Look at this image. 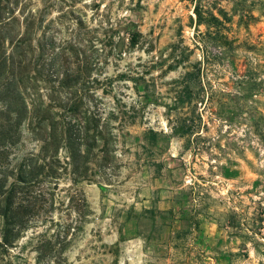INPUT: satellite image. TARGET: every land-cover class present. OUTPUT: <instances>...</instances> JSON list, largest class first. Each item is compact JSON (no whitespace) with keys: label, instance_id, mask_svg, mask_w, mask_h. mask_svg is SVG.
<instances>
[{"label":"rangeland","instance_id":"374dc122","mask_svg":"<svg viewBox=\"0 0 264 264\" xmlns=\"http://www.w3.org/2000/svg\"><path fill=\"white\" fill-rule=\"evenodd\" d=\"M57 1L35 38L76 44L60 72L99 81L118 169L35 188L0 264H264V0H197L209 25L191 0Z\"/></svg>","mask_w":264,"mask_h":264},{"label":"trees","instance_id":"16d2710c","mask_svg":"<svg viewBox=\"0 0 264 264\" xmlns=\"http://www.w3.org/2000/svg\"><path fill=\"white\" fill-rule=\"evenodd\" d=\"M41 1L39 8L33 0H0V257L39 215L42 194L35 188L57 189L63 178L71 186L99 180L111 185L118 169L110 127L117 112L100 108L99 81L81 67L60 72L66 53L80 56L73 52L76 44L60 49L44 34L35 38L47 8ZM191 1L197 24L220 23L212 14L207 20L197 0ZM184 123L181 136L189 133Z\"/></svg>","mask_w":264,"mask_h":264}]
</instances>
